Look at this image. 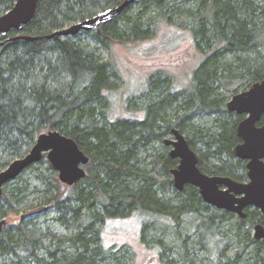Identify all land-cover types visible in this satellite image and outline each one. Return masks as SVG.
Listing matches in <instances>:
<instances>
[{
    "label": "trees",
    "instance_id": "16d2710c",
    "mask_svg": "<svg viewBox=\"0 0 264 264\" xmlns=\"http://www.w3.org/2000/svg\"><path fill=\"white\" fill-rule=\"evenodd\" d=\"M123 1L41 0L32 23L0 39L5 41L0 46V172L13 158L25 156L39 134L55 130L73 138L90 158L86 177L74 186L37 174L45 186L41 191L45 208H55V220L69 235L46 233L33 223V215L20 213L29 190H39L26 173L38 170L46 156L4 187L0 221L8 216L16 220L0 236V264L10 257L17 260L12 264H101L106 257L119 262L118 256L105 251L100 226L137 213L144 216V243L153 223L169 220L178 226L183 219L199 235L197 244L206 248L215 243L224 258L222 264H264V244L247 228L256 222L264 224V216L254 209L246 219L236 217L230 223L227 216L235 217L232 213L210 214L213 209L197 188L173 189L171 170L178 160L169 156L168 147L148 155L150 160L141 152L155 142L163 143L177 128L189 135L194 150L195 141L203 145L198 154L204 173L243 178L245 164L234 154L240 142L236 127L241 117L227 110L223 92H236L264 80V0H194L192 9L172 12L167 11V0H141L138 13L131 14L134 5H130L97 30L80 33L111 49L115 43L152 39L154 33L145 28L146 15L154 12L175 24L172 16L179 12L180 26H190L195 47L204 57L193 74L191 89L165 96L164 90L173 88L171 82L161 77L150 80L151 94L157 92L161 99L150 103L144 120L120 118L99 125L108 107L105 92L113 89L112 80L119 77L114 63L104 61L96 47L78 41L79 34L49 36ZM15 2L0 0V15ZM205 114L215 115L213 127L191 125L196 116ZM47 169L54 170L51 165ZM52 190L58 194H49ZM223 227L226 233H221ZM44 239H50L49 246ZM184 244L185 261L195 264L189 258L190 246ZM235 244H243L241 251L227 258L225 253ZM253 245L251 256L240 260ZM69 248L73 252L66 251Z\"/></svg>",
    "mask_w": 264,
    "mask_h": 264
},
{
    "label": "rangeland",
    "instance_id": "374dc122",
    "mask_svg": "<svg viewBox=\"0 0 264 264\" xmlns=\"http://www.w3.org/2000/svg\"><path fill=\"white\" fill-rule=\"evenodd\" d=\"M169 4L168 12L175 9L181 11L192 9L194 0H167ZM140 6L135 3L131 9V14H136L140 11ZM179 13V12H178ZM178 13L173 15L175 24H169L156 13H150L145 16V28L154 33L150 40L139 42L115 43L110 49L105 46L96 44L91 36L87 34H79L78 41L88 45L90 48H97V54L104 61H112L119 75L113 78L115 83L112 90L106 91L108 99V107L104 110V117L101 116L99 125L105 121L113 122L120 118L144 120L145 112L151 102L157 103L161 98L158 93L151 94V81L158 77L166 78L171 82L173 88H166L164 95L175 93L176 91L191 89L193 84V74L198 65L204 58L195 47L193 35L190 32V26L181 27V20ZM156 17L155 19H153ZM169 17V14L166 16ZM74 23H69V27ZM95 31V30H94ZM264 53V52H263ZM247 87L239 88L236 92H223L226 98V105L232 97L239 93L248 90ZM181 92V91H180ZM159 103V102H158ZM171 115V110L168 111ZM215 115H200L196 116L191 125L213 127ZM186 138L189 135L185 134ZM170 134L164 139H170ZM164 143L155 142L152 146L142 148V156L154 155L162 150ZM203 145L195 141V151H203ZM170 149L168 148V153ZM199 155V154H198ZM151 156L148 158L150 160ZM18 158H13L12 162ZM44 163L38 170H31L26 173V177L32 181V184L38 186L39 190L30 189L27 197V202L21 208V214L26 213L33 215V223L39 224L38 229H43L46 233H55L58 235H69L59 222L55 220L57 212L53 206L45 208V194L41 191L45 190L42 179H38V173H44L51 180L58 179V173L55 170H48L50 163L45 158ZM11 162V163H12ZM48 163V164H47ZM245 174V171L242 175ZM172 178V176H171ZM59 180V179H58ZM173 181V178H172ZM173 189L177 191L173 185ZM53 195L58 194V190L50 191ZM171 192V191H170ZM178 192V191H177ZM174 193H169L172 196ZM35 209H38L34 211ZM210 214L221 216L222 210L212 207ZM39 211V212H37ZM235 217H229L230 223L235 222ZM6 225L10 226L15 222L14 216H8ZM180 224L176 226L170 223L169 220H162L153 223L152 229H149L146 237L147 243H144L141 238L143 234L144 216L142 214H134L128 218L110 219L104 226H100L103 234V247L107 253H112L119 257V262H115L111 257H106L101 264H189L183 257V245L186 243L190 246L189 258H192L195 264H222L224 258L220 256L215 243H209L206 248L199 243V235L195 232L192 226L185 220L181 219ZM224 226V225H223ZM251 236L254 238V226L248 224ZM226 233L223 227L221 233ZM159 241L158 245L156 242ZM50 239H44V244L49 246ZM264 244V243H263ZM243 244L233 245L225 256L234 258L241 251ZM254 245L250 246L241 256L240 260H246L251 256ZM68 252H73L70 248ZM188 258V259H189ZM3 264H12L11 261L17 262L14 257L3 259ZM15 264V263H13Z\"/></svg>",
    "mask_w": 264,
    "mask_h": 264
},
{
    "label": "water",
    "instance_id": "95a60500",
    "mask_svg": "<svg viewBox=\"0 0 264 264\" xmlns=\"http://www.w3.org/2000/svg\"><path fill=\"white\" fill-rule=\"evenodd\" d=\"M41 0H16L13 7L0 15V37L21 29L35 19L37 6ZM141 0H124L123 3L107 8L93 17L76 22L69 28L53 32L49 38L70 37L80 32H90L99 25L118 18L130 5ZM16 39V38H15ZM4 42H0V46ZM229 112L247 117L238 124V136L243 140L234 153L236 157L248 160L247 170L250 182L240 183L231 177L209 176L199 168V157L191 148L186 136L177 128L172 129V138L165 139L170 147L169 156L178 159L179 164L171 170L173 185L178 192L185 186L198 189L207 205L234 213L246 218V209L254 207L264 214V127L256 123L264 114V80L254 83L248 90L235 94L227 103ZM58 173L59 181L66 186H74L83 180L87 173L85 166L90 158L78 143L60 131L39 134L31 150L23 157L14 160L0 172V196L4 186L15 181L29 167L39 164L44 157ZM6 219L0 221V236L6 226ZM254 237L264 243V227L255 226Z\"/></svg>",
    "mask_w": 264,
    "mask_h": 264
},
{
    "label": "flooded vegetation",
    "instance_id": "af4514ba",
    "mask_svg": "<svg viewBox=\"0 0 264 264\" xmlns=\"http://www.w3.org/2000/svg\"><path fill=\"white\" fill-rule=\"evenodd\" d=\"M1 37H3V36H1ZM1 37H0V39H1ZM0 42H4L5 43V41H0ZM2 46V45H1ZM250 88V87H249ZM228 110V109H227ZM230 113H232V112H230ZM233 114H236L237 116H240L241 117V119L238 121V124L241 122V121H243L247 116L246 115H239V114H237V113H233ZM264 119V114L262 115V117H261V119L256 123V127L257 128H262V127H264V122H262V120ZM238 124H237V127H238ZM237 127H236V133H237V136H238V132H237ZM170 136H171V138H172V134H170ZM238 138L240 139V142L236 145V147L238 146V145H241L242 143H243V140L238 136ZM165 140V139H164ZM188 140V139H187ZM166 146V145H165ZM191 146V145H190ZM166 147H168V146H166ZM235 147V148H236ZM169 149H170V147H168ZM192 148V147H191ZM235 148H234V150H235ZM193 149V148H192ZM194 150V149H193ZM195 151V150H194ZM196 152V151H195ZM197 153V152H196ZM235 154V153H234ZM198 155V154H197ZM236 156V155H235ZM198 157H199V155H198ZM238 160H240V161H243L244 162V164H245V174H244V176H243V178L242 179H236V178H233V177H231V178H233L234 180H236L237 182H240V183H248V182H250V180H249V177H248V170H247V163H248V160H243V159H239L238 157H236ZM175 160H178V159H175ZM178 164H179V160H178ZM178 164H177V166H178ZM176 166V167H177ZM200 168V167H199ZM6 169V168H5ZM202 171V170H201ZM203 172V171H202ZM204 173V172H203ZM206 174V173H205ZM207 175H209V174H207ZM209 176H223V177H230V176H225V175H209ZM188 186V185H187ZM5 187V186H4ZM254 209H256L258 212H259V214L260 215H262V216H264V214L259 210V209H257V208H254V207H249V208H247L245 211H246V214H247V212L248 211H251V210H254ZM230 213V212H229ZM233 215H236V214H234V213H232ZM237 216V215H236ZM238 218H240L239 216H237ZM247 217V216H246ZM240 219H242V218H240ZM244 219H246V218H243V220ZM257 225H262L263 227H264V224H262V223H260V222H256V224L255 225H253L254 226V229H255V226H257Z\"/></svg>",
    "mask_w": 264,
    "mask_h": 264
},
{
    "label": "bare ground",
    "instance_id": "6f19581e",
    "mask_svg": "<svg viewBox=\"0 0 264 264\" xmlns=\"http://www.w3.org/2000/svg\"><path fill=\"white\" fill-rule=\"evenodd\" d=\"M100 12H101V11H100ZM98 13H99V12H98ZM92 17H93V16H92ZM88 19H89V18H88ZM85 20H87V19H85ZM85 20H84V21H85ZM72 25H73V24H72ZM70 26H71V25H70ZM70 26H69V27H70ZM69 27H66V28H69ZM63 29H65V28H63ZM61 30H62V29H61ZM94 30H97V29H94ZM94 30H92V31H94ZM92 31H90V32H92ZM83 32H85V31H83ZM83 32H80V33H83ZM80 33H79V34H80ZM85 33H89V32H85ZM75 36H76V35H75ZM70 37H73V36H70ZM261 81H262V80H261ZM10 164H11V163H10ZM254 233H255V231H254ZM254 238H255V237H254ZM255 239H256V238H255ZM256 240H257V239H256ZM262 242H263V241H262Z\"/></svg>",
    "mask_w": 264,
    "mask_h": 264
}]
</instances>
